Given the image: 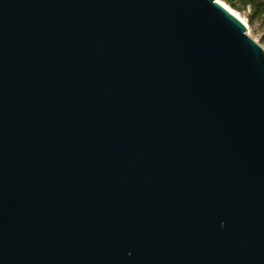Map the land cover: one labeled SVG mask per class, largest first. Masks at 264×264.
<instances>
[{
    "label": "water",
    "instance_id": "95a60500",
    "mask_svg": "<svg viewBox=\"0 0 264 264\" xmlns=\"http://www.w3.org/2000/svg\"><path fill=\"white\" fill-rule=\"evenodd\" d=\"M0 264H264V48L219 0H0Z\"/></svg>",
    "mask_w": 264,
    "mask_h": 264
},
{
    "label": "trees",
    "instance_id": "16d2710c",
    "mask_svg": "<svg viewBox=\"0 0 264 264\" xmlns=\"http://www.w3.org/2000/svg\"><path fill=\"white\" fill-rule=\"evenodd\" d=\"M232 9L246 12L247 6L251 7L248 13V22L254 27V31L260 37V43L264 44V0H221Z\"/></svg>",
    "mask_w": 264,
    "mask_h": 264
},
{
    "label": "rangeland",
    "instance_id": "374dc122",
    "mask_svg": "<svg viewBox=\"0 0 264 264\" xmlns=\"http://www.w3.org/2000/svg\"><path fill=\"white\" fill-rule=\"evenodd\" d=\"M222 4H224L225 6H227L230 10H232L236 15L237 17L242 20L246 26L248 27V34L253 38V39H257L259 38L258 34L254 31V27L251 26L248 22V20L245 18V13L243 12H239L238 10H235V9H232L229 5H227L225 2L219 0Z\"/></svg>",
    "mask_w": 264,
    "mask_h": 264
},
{
    "label": "built area",
    "instance_id": "2783aa9c",
    "mask_svg": "<svg viewBox=\"0 0 264 264\" xmlns=\"http://www.w3.org/2000/svg\"><path fill=\"white\" fill-rule=\"evenodd\" d=\"M250 11H251V7L250 6H247V8H246V12H245V18L248 20V13H250ZM255 41H257L258 43H260V37L259 38H257V39H254ZM261 44V43H260ZM262 46H263V48H264V44H261Z\"/></svg>",
    "mask_w": 264,
    "mask_h": 264
},
{
    "label": "bare ground",
    "instance_id": "6f19581e",
    "mask_svg": "<svg viewBox=\"0 0 264 264\" xmlns=\"http://www.w3.org/2000/svg\"><path fill=\"white\" fill-rule=\"evenodd\" d=\"M224 5V4H223ZM225 7H227V6H225ZM227 9H229L228 7H227ZM230 10V9H229ZM234 15H236L232 10H230ZM237 16V15H236Z\"/></svg>",
    "mask_w": 264,
    "mask_h": 264
}]
</instances>
